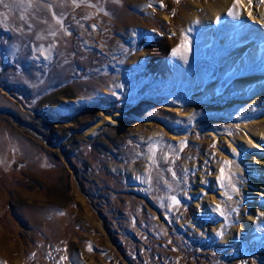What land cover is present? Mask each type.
<instances>
[{"label": "rangeland", "instance_id": "obj_1", "mask_svg": "<svg viewBox=\"0 0 264 264\" xmlns=\"http://www.w3.org/2000/svg\"><path fill=\"white\" fill-rule=\"evenodd\" d=\"M44 2L71 33L55 38L51 62L33 58L59 28L51 13L0 6V20L8 17L0 23V264H264V245L245 243L239 253L207 236L218 225L226 235L248 217L245 186L264 183L240 171L246 155L264 148L249 153L237 144L264 127V77L259 91L238 86L264 75V54L221 76L220 42L207 43L201 24L188 22L220 0ZM182 35L187 62L171 54ZM203 71L202 85L219 81V90L191 112L200 93L193 77ZM100 108L123 112L126 128L103 124L87 138ZM150 146L155 165L146 159ZM225 160L238 193L218 180ZM210 195L227 219L194 207Z\"/></svg>", "mask_w": 264, "mask_h": 264}, {"label": "bare ground", "instance_id": "obj_2", "mask_svg": "<svg viewBox=\"0 0 264 264\" xmlns=\"http://www.w3.org/2000/svg\"><path fill=\"white\" fill-rule=\"evenodd\" d=\"M235 2L236 0H220L218 5L206 7V17L204 18H201V16L197 14V9L195 8L196 12H193L188 18V22L190 21L194 24L198 22L201 24L205 34L209 37L207 43H211L215 40L220 42V47L224 50V53L219 56L221 62V76L234 73L244 68L248 57L257 63L264 54V0H240V3L236 7V11H238L239 14L237 16H231L228 13L229 10L233 8ZM162 18L165 22L169 21L167 15H163ZM220 23L223 24L220 25ZM250 23L251 25L248 27L247 33L241 34L240 30H243V28L247 27ZM188 28L189 26L187 25L186 29ZM215 34L218 35V37L214 36ZM204 75L205 72L203 71L193 77L192 85L200 87V93L193 97L195 103L191 105V112L201 108V103H205L209 98L218 93L219 81L205 87L202 85ZM261 77H264V75H253L251 78H239V90L245 92L246 89L248 90L251 84H253L256 91H259L260 84H257V80H260ZM259 95L260 93L254 94L252 99L255 100ZM164 108L173 112L179 111V108L170 105H166ZM124 120L125 114L123 112L115 111L108 113L100 108V113L97 116V123L86 130V137L95 138L96 129L107 123L113 126L126 128L127 125H124ZM237 144H239L243 151L249 153H253L256 147L264 148V127H259L258 129L256 127L253 128L251 132H249V135L240 137L237 140ZM149 156L150 154L148 152L146 154V159L150 161ZM243 165H245V169L240 171L250 174L251 176H264V152H254L251 158L249 155H246ZM262 179H264V177L260 178V180ZM249 186H251V189L248 188ZM245 187L244 194L249 198L248 200L250 202L249 204L252 206V213L248 217H244L239 225L230 229L222 238L214 233L215 230L217 232L219 229V225L217 228L214 227L212 233H207L208 237H212L215 241L220 242L224 246H235L236 251L239 253L244 250L245 243H249L254 251H258L264 245V231H261V229H264V216L260 215L264 213V183L254 181L253 183L247 184ZM255 189L256 194H254ZM209 199L208 201H206V199L197 202L194 207L200 209V214L203 216L212 218V212L215 211L218 197L210 195ZM216 212L217 211H215V213ZM97 227H100L102 230V226ZM88 264L94 263L90 259Z\"/></svg>", "mask_w": 264, "mask_h": 264}, {"label": "snow or ice", "instance_id": "obj_3", "mask_svg": "<svg viewBox=\"0 0 264 264\" xmlns=\"http://www.w3.org/2000/svg\"><path fill=\"white\" fill-rule=\"evenodd\" d=\"M84 2V0H72L73 7L79 8L81 6V3ZM116 2H119V0H116ZM240 3V0H236V2L233 5V8L229 10V15L231 16H237L239 13L236 11L237 5ZM0 6H3L5 9L12 10L13 8H19L22 9L25 13H27L29 10L36 8L39 10V8H44L47 11H49L52 15V19L55 21L56 25H59L58 29H53L48 32V36L52 37L53 40L52 42L47 46L44 47L43 45H39L33 49L34 53H38V56L33 57V58H40L42 57L45 61L51 62L52 60V52L56 48V42L55 38L63 34L64 36H69L71 33L68 31V29L64 26V18L63 15L58 16L54 11H52L53 5L51 3L44 2V0H13L12 4H9L6 2V0H0ZM89 7H95L93 4H88ZM151 3L147 5V7H151ZM161 7H164L163 4H161ZM107 15V13H105ZM8 17L6 14H3L2 20H0V23H6ZM19 19L21 21H24V23H28V17L26 15H20ZM47 23V21H45ZM29 29H31V25H28ZM95 27V26H93ZM47 37L44 35H38L37 39L38 40H44ZM191 51L190 48V42L188 41V38L186 35H182L181 38V43L180 45L177 46V48L172 50V56L173 57H180L183 59L185 62H187L188 59V54ZM185 142H181V149L183 148ZM150 156L149 159L151 160L152 165L156 164V148L155 146H150L148 149ZM233 154H235V149H233ZM232 161L230 160H225L222 163V167L220 169V176L218 177V180L220 181V185L223 188L230 189L232 193H238L239 188L236 186L235 183H233V177L236 175L235 172L231 171L232 168ZM227 174H226V171ZM171 171V169H169ZM173 176L175 177V173L173 172ZM224 195L227 197L228 200L232 199V195L226 191ZM174 205H179L180 201L176 199L175 196L170 197ZM215 211H217L221 216L225 217L227 219V214L225 210L221 207L220 204L215 205ZM233 212L237 211V209H232ZM63 215V213H59ZM261 216H264V213L260 214ZM261 231H264V229H261ZM217 236L223 237L224 232L223 230L218 231Z\"/></svg>", "mask_w": 264, "mask_h": 264}]
</instances>
